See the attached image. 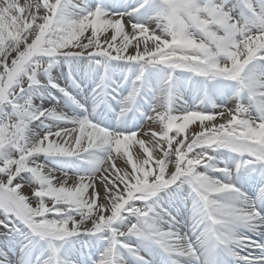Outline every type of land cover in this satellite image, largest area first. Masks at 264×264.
<instances>
[{"label": "snow or ice", "instance_id": "obj_1", "mask_svg": "<svg viewBox=\"0 0 264 264\" xmlns=\"http://www.w3.org/2000/svg\"><path fill=\"white\" fill-rule=\"evenodd\" d=\"M0 264H264V0H0Z\"/></svg>", "mask_w": 264, "mask_h": 264}]
</instances>
